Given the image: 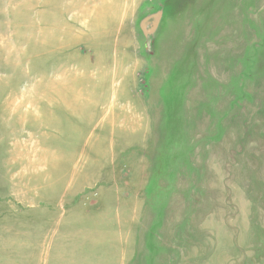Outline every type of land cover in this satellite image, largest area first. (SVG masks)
Segmentation results:
<instances>
[{
  "label": "rangeland",
  "instance_id": "obj_1",
  "mask_svg": "<svg viewBox=\"0 0 264 264\" xmlns=\"http://www.w3.org/2000/svg\"><path fill=\"white\" fill-rule=\"evenodd\" d=\"M0 264H264V0H0Z\"/></svg>",
  "mask_w": 264,
  "mask_h": 264
},
{
  "label": "water",
  "instance_id": "obj_2",
  "mask_svg": "<svg viewBox=\"0 0 264 264\" xmlns=\"http://www.w3.org/2000/svg\"><path fill=\"white\" fill-rule=\"evenodd\" d=\"M160 19V13H155L152 15H149L145 17L141 22H140V28L144 34L151 33L157 26L158 22ZM149 25V28L146 29V26Z\"/></svg>",
  "mask_w": 264,
  "mask_h": 264
}]
</instances>
